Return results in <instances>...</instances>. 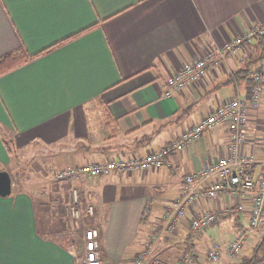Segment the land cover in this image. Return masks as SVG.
<instances>
[{
    "label": "crops",
    "instance_id": "obj_1",
    "mask_svg": "<svg viewBox=\"0 0 264 264\" xmlns=\"http://www.w3.org/2000/svg\"><path fill=\"white\" fill-rule=\"evenodd\" d=\"M256 23L264 24V0H0V56L20 47L43 51L0 76V169L10 173L7 139L15 152L74 143L73 159L63 166L87 163L80 160L87 155L97 162L143 155L170 143L225 99L247 95V77L237 73L243 48L201 83L170 95L168 78L210 43L229 41ZM145 136L150 140L138 143ZM228 141L226 125H217L173 154L171 166L72 178L85 206H94L87 217L92 225L82 224L96 229L103 263L130 264L164 207L181 195L184 173L224 156ZM101 145L112 148L96 149ZM55 180L54 174L26 188L12 181L11 193L0 196V264H77L80 255L67 241L72 236L81 254L82 231L68 213L67 186L56 190ZM226 204H234L228 196L194 203L155 243L159 264H176L186 250L194 252L195 264H204L210 243L233 239L248 224V201L189 239L193 216ZM229 258L222 254L217 264H229Z\"/></svg>",
    "mask_w": 264,
    "mask_h": 264
},
{
    "label": "built area",
    "instance_id": "obj_2",
    "mask_svg": "<svg viewBox=\"0 0 264 264\" xmlns=\"http://www.w3.org/2000/svg\"><path fill=\"white\" fill-rule=\"evenodd\" d=\"M255 34H264V24L256 23L222 44L210 43L203 54L183 63L171 74L167 81L166 94L170 95L173 90H181L204 81L210 70L222 67L229 57L237 54L241 44L252 41ZM247 81L245 97L235 95L225 99L197 123L158 149L143 155H119L104 162L75 164L56 171L55 178L59 181L79 177L91 180L111 172L123 174L168 167L172 163L171 156L198 139L204 130L226 125L229 130L226 154L201 169L184 173L181 195L164 207L151 237L130 264H158L151 252L155 243L172 232L184 219L189 208L201 200L228 196L234 204H226L219 210L205 209L193 216L188 226L191 241L220 218L230 215L233 208L240 211L244 208L245 201L250 203L248 226L241 228L227 244L212 242L206 250V257L210 262L218 260L222 254L229 257L240 254L251 232L264 225V122L261 121L264 113V65L249 70ZM71 195L72 203L68 212L82 231V256L77 264H104L96 229L86 227L81 222L83 193L73 187ZM86 211L89 216L93 215L94 206L88 205ZM176 264H195L194 252H183Z\"/></svg>",
    "mask_w": 264,
    "mask_h": 264
},
{
    "label": "rangeland",
    "instance_id": "obj_3",
    "mask_svg": "<svg viewBox=\"0 0 264 264\" xmlns=\"http://www.w3.org/2000/svg\"><path fill=\"white\" fill-rule=\"evenodd\" d=\"M118 141L120 140L117 139V141H114V143L115 142L117 143ZM107 143H110V141H108ZM107 146L109 145H101L100 147H107ZM73 149H74V143H70V144L58 143L54 145L32 144L29 147H25V148L20 147L16 149L15 155H13V158L11 159V163L9 165V170L11 173L12 180L15 181V188H26L32 183L35 184L36 182H39V181H50L51 179L53 180L55 171L58 168L61 169L60 168L61 166H63L64 164H68V161L73 159V157L70 155L71 154L70 152ZM68 156H71V157H68ZM82 157L84 159L82 158L80 160H86L87 163H88L87 160H90L89 162H94V161H91V159H89L91 158V155L82 156ZM74 160H79V159H74ZM77 164H80V163H77ZM81 164H84V163H81ZM66 166H71V165L69 164L63 167H66ZM244 226H248L247 221H245ZM263 234H264V225L258 229L253 230L251 234L249 235L247 244L245 248L243 249V251L236 256L230 257L229 260L231 262H237L241 260L243 257L251 256L254 250V245L257 243L258 239ZM211 235L212 237H215L217 234L212 231ZM214 242H218V241H214ZM227 243H224V244H227ZM209 245L207 246V248L209 247ZM67 246L77 251L78 255H80V256H77L79 260V258H81L82 256V247H81V254H80L78 251V248L80 247H75V243L73 244L72 236H69L68 241H67ZM171 249L172 248H170V250ZM151 252L153 255L154 248H153V251ZM219 261L220 260H216L214 262L207 261L204 264H217ZM170 263L171 261L168 262V264Z\"/></svg>",
    "mask_w": 264,
    "mask_h": 264
},
{
    "label": "trees",
    "instance_id": "obj_4",
    "mask_svg": "<svg viewBox=\"0 0 264 264\" xmlns=\"http://www.w3.org/2000/svg\"><path fill=\"white\" fill-rule=\"evenodd\" d=\"M76 35V34H75ZM75 35H72L70 37H73ZM68 37V38H70ZM243 48V63L242 66L238 69L237 73H239V78H245L247 77V74L249 70H251L255 66H259V64L264 62V34H255L253 36L252 41L250 42H244L241 44ZM43 51H40L38 53L30 54L27 52V50L23 47H20L14 51L7 52L0 56V76L3 74H6L24 64H26L28 61L36 57L37 55L41 54ZM106 125L109 131L108 138H112V127H111V118L107 116L106 119ZM150 140V136H145L141 138L138 143H144ZM5 144L9 148L11 152H13V155H15V151L13 148L12 141L10 139L5 140ZM98 150H110L111 147H97ZM85 164V163H84ZM80 178V177H79ZM82 178V177H81ZM56 179V178H55ZM57 182L56 184V190L59 189V187H63L67 189L66 197L68 198V202L72 203V188H71V182L72 178H67L62 181L55 180ZM71 181V182H70ZM61 183V185H58V183ZM70 203V205H71ZM89 204L85 206V199L81 203L80 208L82 209L84 206L87 208ZM81 210V222L85 225L90 224L89 223V215L87 214V211ZM88 220V221H87ZM86 222V223H85ZM69 230V229H67ZM187 251V250H186ZM185 252V251H184ZM264 259V234L260 236L257 243L254 245V250L251 256L243 257L241 260L237 262H230L229 264H258Z\"/></svg>",
    "mask_w": 264,
    "mask_h": 264
},
{
    "label": "water",
    "instance_id": "obj_5",
    "mask_svg": "<svg viewBox=\"0 0 264 264\" xmlns=\"http://www.w3.org/2000/svg\"><path fill=\"white\" fill-rule=\"evenodd\" d=\"M12 181L9 171L0 169V196H7L11 193ZM258 264H264V259Z\"/></svg>",
    "mask_w": 264,
    "mask_h": 264
}]
</instances>
